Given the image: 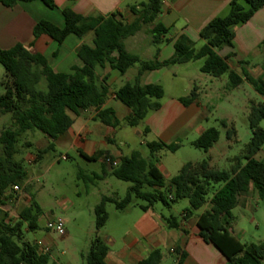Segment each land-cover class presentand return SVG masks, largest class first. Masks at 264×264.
I'll list each match as a JSON object with an SVG mask.
<instances>
[{
  "label": "trees",
  "instance_id": "1",
  "mask_svg": "<svg viewBox=\"0 0 264 264\" xmlns=\"http://www.w3.org/2000/svg\"><path fill=\"white\" fill-rule=\"evenodd\" d=\"M36 1L43 2L50 9H57L53 0H0V4L13 8L19 3ZM162 1L148 0L132 6L131 11L136 19L130 24L118 20L114 14L107 18H87L69 8L62 10L63 27L45 19L39 20L33 31L34 41L45 35L62 44L70 35L83 39L93 33V44L84 43L77 49V56L83 65L73 67L69 74L55 72L43 55L33 53L31 48L34 41L28 46L18 44L8 50L0 48V64L6 71L5 93L0 94V113L10 115L12 120V126L4 128L0 134V264H50V255L41 253L37 242L25 239L26 233L39 228L42 209L37 202L31 200L16 219H9V215L1 209L4 200L15 198V186L23 187L26 192L28 190L25 160L17 159V155L21 154L23 134L40 132L49 139L48 147L38 150L36 154V160H40L46 153L55 150L56 141L68 132L74 118L86 110L95 109V119L104 125L113 128L121 125L113 110H101L109 97V88L99 81L98 68L109 63L125 75L130 68L140 65L135 81L126 83L116 92V98L131 110L125 120V126L128 127L140 125L150 112L161 108L164 88L159 84L142 86L141 78L145 72L164 67L204 60L201 72L213 78L228 75L229 91L236 90L246 81L264 99L263 79H255L250 75L241 77L218 54L223 47L233 46L235 27L248 23L264 8V0H232L227 16L212 20L201 30L202 47L196 48L195 42L181 35L175 42V53L169 60L145 61L129 53L124 41L144 27L153 26L151 34L154 45L159 46L164 42L163 36L168 33V29L157 22ZM197 99L198 94L193 91L180 101L190 105ZM263 121L264 100L252 106L249 115L251 140L244 153L233 159L229 170L212 168L208 160L188 162L176 176L167 181L158 168V154L162 151L176 152L181 147L180 143L152 141L147 143L150 158H144L139 151L121 157L118 165L112 167L111 175L131 183V186L125 198L103 197L95 207L97 233L85 255L86 264H105L109 248L100 232L109 220L107 204H115L122 212L133 206L135 198L145 202L141 205L145 211L157 203L171 207L172 203L187 199L190 207L184 210L182 218L186 220L204 209L196 215L199 235L206 243L213 244L226 257L228 264H264V243L243 244L228 229L232 210L241 204V198L249 194L251 189L264 200V161L254 158L264 147ZM222 124L227 126L226 121H222ZM235 134L234 128L227 130L228 139H232ZM220 136L217 128H209L192 145L208 152ZM27 146L31 144L27 143ZM99 156L109 157L103 153H99ZM80 176L88 181L99 178L87 177L83 173ZM166 222L170 229L180 226L176 217H169ZM139 264H163V254L155 250ZM179 264H182V258Z\"/></svg>",
  "mask_w": 264,
  "mask_h": 264
},
{
  "label": "crops",
  "instance_id": "2",
  "mask_svg": "<svg viewBox=\"0 0 264 264\" xmlns=\"http://www.w3.org/2000/svg\"><path fill=\"white\" fill-rule=\"evenodd\" d=\"M53 1L57 9H50L41 1L19 3L13 8H7L0 4V48L8 50L18 44L28 46L34 41L33 31L39 20L45 19L63 27L62 10L65 8L87 18H107L114 14L118 20L130 24L136 19L131 7L140 4L134 0ZM231 1L163 0L157 22L162 23L168 29V33L163 36L164 42L159 46L154 45L151 34L153 26H146L124 41L125 48L129 53L138 55L145 61L157 59L159 62L167 61L174 55L175 42L181 35L188 36L195 42L196 48H200L204 45L200 38L201 30L212 20L227 16ZM93 38V33H89L83 39L70 35L62 44H58L44 35L34 41L31 51L43 55L55 72L69 74L73 67L83 65L77 56V49L84 43L92 45ZM198 45L200 46L198 47ZM218 54L226 60L230 69L241 77L250 75L255 79L264 80V8L259 10L248 23L236 26L233 46L223 47L218 51ZM252 58L257 59L254 65L249 61ZM188 64L190 63L164 67L143 74L141 85L159 84L164 88L165 96L161 100L159 110L150 112L140 125L130 127L134 129V134L138 138H143V136L146 138L147 135L152 134L155 138L152 141L181 144V137L198 128V124L203 119V107L200 102L198 87L194 86L191 91V93L195 91L198 94V99L190 105H184L180 101L184 96L172 94L168 97L167 86H165L166 81V83L171 84V89H173L175 80L181 75H185L183 74L185 69L181 68H187L179 66ZM139 70L140 65H136L130 68L125 75H122L109 63L97 69L99 81L109 88V97L101 110H113L116 118L121 122L119 127L113 128L102 124L95 119L97 111L89 109L75 117L68 132L55 143L56 147L60 146L68 149V151H74L87 164L93 162L101 164L103 166L102 173L92 172L93 176L99 177L96 180L108 183L107 177L111 175L112 170V167L105 162V157H100L99 153L107 154L112 158H110L112 161L119 163L121 157L130 156L134 151H138L136 149L130 150L131 152L126 154L120 147V145L129 147L128 142L121 140L119 129L125 126V120L130 116L131 110L116 98V92L126 83L134 82ZM203 76L209 80L213 78L207 74ZM244 86H250L251 90L255 91L246 81L237 89ZM10 118L8 114L0 113V134L4 128L12 126L9 122ZM228 127L227 123L225 128L228 129ZM204 131L199 130V137ZM22 137L28 139L26 143L31 144V150H43L49 145V139L39 132H27ZM232 139L228 140L231 141ZM152 141L144 140L143 144L147 146V143ZM214 146L206 152L212 168L216 167V161L212 156ZM263 152L264 147L254 158L258 161H264ZM31 155L32 153H29V156ZM142 156L148 159L151 154L148 157L143 154ZM91 158L94 160H90ZM196 162L192 161V163ZM158 168L165 179L169 181L170 179L168 180L165 176V170L160 162ZM179 169L181 170V168ZM21 190L22 193L18 194L19 197L15 203L19 209L18 216L10 212V200H4V204L1 206V209L9 215V219H16L30 205L29 193L23 187ZM118 195L114 188H111L108 194H99V202L95 204V207L103 197L121 199ZM141 205L138 209L131 207L122 212L114 211L112 213L116 221L114 233L108 230L100 232L109 248L105 264H139L155 250L162 252L163 264H179L181 258L182 264H228L226 257L213 244L206 243L199 235L196 215L204 209L186 220L181 215L179 228L170 229L166 222L169 217L158 210L156 205L146 211L141 208ZM89 233L91 237L96 236L95 224L94 228H90ZM62 237L70 238L71 233L66 229V234ZM36 242L39 244V250L45 247L50 248L52 246L51 233L49 232L48 235ZM163 249L166 250V253ZM171 249H175L176 252L172 253ZM57 263L60 264L58 261Z\"/></svg>",
  "mask_w": 264,
  "mask_h": 264
},
{
  "label": "rangeland",
  "instance_id": "3",
  "mask_svg": "<svg viewBox=\"0 0 264 264\" xmlns=\"http://www.w3.org/2000/svg\"><path fill=\"white\" fill-rule=\"evenodd\" d=\"M134 1L142 3L148 0ZM245 7H247L246 4ZM249 61L254 65L257 59L252 58ZM203 64L204 60H198L179 66L187 68H181L185 69L183 70L185 75L175 80L173 89H171V84L165 81L168 97L172 94L187 97L194 86L198 87L203 107V119L195 131L180 138L181 147L176 152L162 151L158 154L160 165L164 168L168 180L176 176L179 168H182L184 164L208 160L209 156L206 152L194 147L192 142L199 137V130L209 128H217L221 133L219 142L212 150V156L216 161L214 168L229 170L233 159L244 153L246 145L251 140L252 133L249 125L251 108L254 104L263 101V98L251 90L250 86L229 91L227 89L228 75L212 78V80L205 78L201 72ZM5 80L6 71L0 64V94L5 93ZM224 120L228 123V129L234 128L236 131L231 141L227 138L228 129L222 124ZM9 122L12 124L11 118ZM261 127L264 128V121ZM119 131L121 140L129 144V147L120 145L126 154L136 149L145 157L150 156V150L143 142L144 140H155L152 134L147 135L146 138L144 136L138 138L134 134V129L126 126L120 128ZM27 140L21 137V154L17 155V159L25 160L27 193L31 200L37 202L42 209V216L39 219L38 230L26 233L25 239L34 243L50 232L52 237V246L49 248L50 264H58L57 261L60 264H86L85 255L90 250L91 240L95 238V236H90L89 230L94 228L93 208L99 202V194H108L111 188H114L118 196L123 199L127 196L131 183L120 181L112 175L107 177L108 183L101 180L88 181L80 176V173L93 177L92 172L102 173L103 166L95 162L87 164L74 151H68L60 146L46 153L42 159L36 160L38 149L31 150V146H27ZM31 140L33 141V138ZM29 153L32 155L29 156ZM63 157L67 159L64 160ZM262 158H264V152ZM168 173L170 175H167ZM20 193L22 190L15 195L16 199L9 201L10 212L16 216L19 214V209L15 203ZM141 204L145 202L135 198L132 208L138 209ZM156 207L165 216L179 219L184 210L190 207V203L187 199H182L172 203L171 207H166L162 203H157ZM106 210L109 220L102 231L108 230L114 233L116 221L112 213L119 210L113 203H108ZM58 218L65 221V228L71 233L70 238H63L47 229L48 222ZM228 229L243 244L264 243V200L257 192L252 190L241 198V204L232 210V220ZM163 251L166 253V250L163 249Z\"/></svg>",
  "mask_w": 264,
  "mask_h": 264
},
{
  "label": "built area",
  "instance_id": "4",
  "mask_svg": "<svg viewBox=\"0 0 264 264\" xmlns=\"http://www.w3.org/2000/svg\"><path fill=\"white\" fill-rule=\"evenodd\" d=\"M63 159L66 160L67 157H63ZM104 160L111 167H116L118 165L117 162L112 161L110 158H105ZM20 191H21V188L19 186H15L13 188V192L16 194L19 193ZM47 229L49 231H53V232L59 234L60 236H64L66 234L65 221L61 218L52 220V221L48 222ZM40 252L43 254H49L50 255V249L48 247L42 248L40 250ZM171 252L175 253L176 250L171 249Z\"/></svg>",
  "mask_w": 264,
  "mask_h": 264
}]
</instances>
